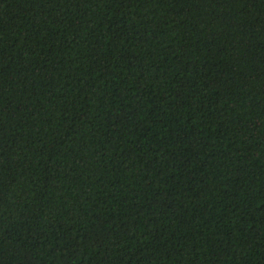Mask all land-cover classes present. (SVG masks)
<instances>
[{
    "label": "trees",
    "instance_id": "16d2710c",
    "mask_svg": "<svg viewBox=\"0 0 264 264\" xmlns=\"http://www.w3.org/2000/svg\"><path fill=\"white\" fill-rule=\"evenodd\" d=\"M0 264H264V0H0Z\"/></svg>",
    "mask_w": 264,
    "mask_h": 264
}]
</instances>
